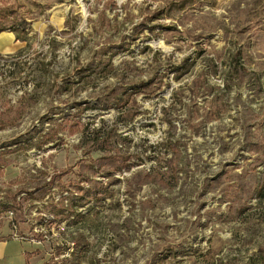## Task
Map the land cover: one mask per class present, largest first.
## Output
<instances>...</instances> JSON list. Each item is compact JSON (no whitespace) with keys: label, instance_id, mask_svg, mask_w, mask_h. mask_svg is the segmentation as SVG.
I'll return each instance as SVG.
<instances>
[{"label":"rangeland","instance_id":"rangeland-1","mask_svg":"<svg viewBox=\"0 0 264 264\" xmlns=\"http://www.w3.org/2000/svg\"><path fill=\"white\" fill-rule=\"evenodd\" d=\"M11 21L0 227L41 264H264V0H0Z\"/></svg>","mask_w":264,"mask_h":264},{"label":"crops","instance_id":"crops-1","mask_svg":"<svg viewBox=\"0 0 264 264\" xmlns=\"http://www.w3.org/2000/svg\"><path fill=\"white\" fill-rule=\"evenodd\" d=\"M21 39L14 31L0 32V56L11 55L23 47ZM36 247L29 241L20 240L11 236L7 227H0V264H41L33 256Z\"/></svg>","mask_w":264,"mask_h":264},{"label":"trees","instance_id":"trees-1","mask_svg":"<svg viewBox=\"0 0 264 264\" xmlns=\"http://www.w3.org/2000/svg\"><path fill=\"white\" fill-rule=\"evenodd\" d=\"M10 13H12V11ZM2 18H3V20L5 19L4 16H2ZM5 30L14 31L16 33L17 38H19V35L17 32H19L20 34H23V35L26 33V31H25L26 29H24L23 25L16 23L15 21H11V23H9L8 25L1 24L0 32L5 31ZM147 84H148L147 82H144V85H147ZM94 141L96 144H99V143H102L104 141V139H102V137L100 135H96V137L94 138ZM61 202L63 203V200H61Z\"/></svg>","mask_w":264,"mask_h":264}]
</instances>
